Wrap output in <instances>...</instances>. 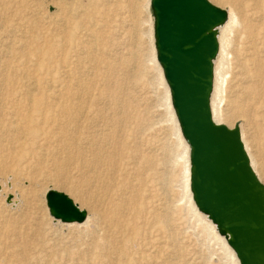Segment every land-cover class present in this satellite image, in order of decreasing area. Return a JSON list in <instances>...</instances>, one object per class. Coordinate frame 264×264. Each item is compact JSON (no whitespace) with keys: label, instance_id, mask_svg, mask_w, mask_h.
I'll return each mask as SVG.
<instances>
[{"label":"bare ground","instance_id":"1","mask_svg":"<svg viewBox=\"0 0 264 264\" xmlns=\"http://www.w3.org/2000/svg\"><path fill=\"white\" fill-rule=\"evenodd\" d=\"M127 1L132 18L131 39L134 38L136 43L140 39L139 28L148 22L146 34L150 43L151 60H155L156 50L154 55L151 46V16L149 18L146 15L147 18L143 19L140 2ZM216 1L226 5L227 17L215 28L218 50L213 59L210 96L212 120L216 124H221L226 117L222 112L225 74L223 65L233 59L238 69L241 93L234 114L249 120L259 119L262 123L264 122V0ZM112 3L114 4L113 0H71L69 4L72 9L79 8L78 10L67 17H59V12L55 14L61 21L59 23L54 21L55 27L49 28L45 37L52 38L59 32L67 45L66 48L73 52L74 61L69 60L65 54L56 56L55 41L46 43L43 38L40 42L35 36H31L29 41L22 42L19 51H14L13 44L6 41L7 45L5 44L4 49L0 51V174L13 172L18 175V170L33 167L34 176L43 173L49 178L52 174L50 170H53V175L60 179L71 165L86 173L90 178L89 182L80 187L73 186L66 189L75 204H77L76 200L80 201V209L82 205H88L93 213L92 218L86 213L83 222H69L86 227L85 234L89 236L84 250L72 248L76 253L82 252L80 255L85 256L81 257L80 264H90L91 260L104 261L103 264H121L123 258H128L127 261L131 264L137 262L141 264V260L149 263L150 260L145 255H140L138 260L131 255L128 256L126 245L137 240L141 235L150 234L154 229L169 235L167 237L171 239L168 224L170 204L163 201L159 207L155 205L153 198L157 192L149 189V180L145 175L151 160L142 155L140 148L143 141L141 136L144 132V121L135 120L134 99L126 87L127 80L134 76V70L127 67V60L122 54L116 57L118 52L113 51L118 49L114 33L120 19L115 16L119 3L115 4V8ZM222 36L227 40L223 41ZM133 46L134 58L137 57L135 53L138 52L139 46L135 44ZM13 53L19 55L20 63H13L11 59ZM157 63L159 64L158 61ZM82 64H87L86 67L91 69V79L84 77L83 80L80 70ZM158 64L155 78L157 83L162 85L164 110L168 112L172 120V130L182 145L180 155L184 156V189L188 201L197 215L203 219L207 217L208 220L206 219L205 222L207 227L222 241L235 263L240 264L235 251L228 244L227 236L220 234L217 225L198 210L194 201L192 202L190 147L181 134L171 104L170 90L164 75V79L162 78V67ZM12 70L18 71V74L25 76L26 79L16 93L20 98L18 97V104L13 111L12 107L10 108ZM52 71L59 73L60 83L49 81V85L44 86L45 76L41 77V74H50ZM97 82L101 90L90 98V87L94 83L97 85ZM74 86H78L79 90L74 91ZM44 88L48 91L52 90L48 96L50 100L39 96L44 92ZM35 91L38 93L35 94ZM85 99H92L93 103L99 105L97 109L99 118L108 121H95L94 124L79 121L78 118L85 111L82 109ZM25 102L27 108L23 110L21 104ZM32 111L41 115L40 118L35 117ZM131 118H134V121H129ZM241 140L255 173L252 155L242 137ZM257 140L258 171L264 178V129L258 132ZM17 147L19 148L16 149ZM20 162H22L21 167H19ZM43 165L46 169L42 170ZM258 179L260 181V178ZM162 193V197L165 198L166 191ZM15 199L16 197H13L11 202ZM25 215L26 213L23 212L21 215L12 216L0 209V264H34L43 258L37 256L39 254L34 250L37 247L33 248V246L39 245L42 249L47 243L43 238L45 227L36 220L30 230L35 237L41 236L42 241L34 238L33 242H30L23 236L27 233L26 229L18 225V218ZM68 252L72 251L68 250ZM68 252H60L58 257L67 260L70 255ZM45 254L43 263L57 264L53 261L55 250ZM169 261L167 260L165 264H169Z\"/></svg>","mask_w":264,"mask_h":264},{"label":"rangeland","instance_id":"2","mask_svg":"<svg viewBox=\"0 0 264 264\" xmlns=\"http://www.w3.org/2000/svg\"><path fill=\"white\" fill-rule=\"evenodd\" d=\"M209 1L224 10L227 8L222 2L216 0ZM113 2L114 8L115 4L119 3L117 6L119 9L116 10L115 16L120 19L119 26L114 33L115 40L118 43V49H116L117 51L113 49V51L118 52L116 57L122 54L124 56L123 58L127 60V67L134 70V76L127 80L126 87L134 99L133 116L135 120L144 121V132L141 136L143 141L140 148L142 155L151 160L148 169L145 170V175L149 180L148 187L157 192L155 193L156 196L153 198L155 205L159 207L160 204L162 205L163 201H167L170 204V221L168 224L170 225L169 233L171 234V239L167 237L169 235L160 232L158 229H154L150 234L141 235L137 240L131 241L129 245H126V254L128 256L131 255V257L137 260L140 255H145L151 262L148 263V261H146V263H144L145 260H141V264H165L167 260H170L169 264H236L234 258L230 256L228 250L222 244V241L207 227L205 223L207 217L203 219L197 215L193 211L191 203L188 201L184 189V156L180 155L182 145H180L176 134H174L172 130V120L168 112L164 110V100L161 96L162 85L158 84L155 78L156 65L158 63L156 58L155 60H151V52L149 50L150 43L146 34L148 22H145L143 26L139 28L140 39L135 43V39H131L132 30L130 29V24L132 18L128 10V1L113 0ZM138 2L141 4L142 10L140 13L143 19L147 18L146 15H148L149 18L151 16V46H153L155 55L153 16L150 0H138ZM69 3H71V0H0V51L4 49L3 47L5 44L7 45V43H12L14 51H19L22 48V42L29 41L31 36H35L40 42H42L43 38L46 40V43L49 41L53 43L55 41L56 56L58 57V55L62 56V54H65L69 60L74 61L73 52H70L71 50L66 48L67 45L61 38L59 32L52 38L45 37L49 28H54L56 22L59 23L61 21L59 17H67L73 11L79 9H72ZM62 9H65V11H62ZM58 12L59 17L55 15ZM54 21L56 22L53 24ZM222 40L226 41L227 38L222 36ZM134 44L139 46L137 47L139 48L138 52L135 53L137 56L134 57L135 60H133L134 58L132 57ZM112 56L114 57V54ZM11 59L13 63H20L17 53H13ZM31 63H33V61H31ZM86 65L87 64L80 65L83 80L84 77L86 79H91V69L86 67ZM132 65L135 66L133 67ZM130 66L134 69L130 68ZM223 70L225 74L222 92L224 96L222 101V112L226 117L221 121V124L231 128L235 125L239 127L243 142L246 143L248 151L252 155V165L256 171L255 173L264 184V178L260 176L258 171L259 156L257 154V134L260 130L264 129V122L260 123L259 121L261 120L259 119L249 120L234 114L238 107L241 94L238 82V69L235 61L230 59L227 64L223 65ZM42 76H45L46 82L44 86L49 85L50 82L60 83L61 77L56 71H52L50 74L42 73L41 77ZM11 77L12 104L10 108L12 107L11 110L13 111V108L18 104L20 98L16 93H18L17 91L20 89L21 83H24L26 79L25 76L18 74L16 70H12ZM47 78H50V80ZM74 88V91L79 90L78 86H74ZM100 90L101 86L99 83L97 82V85L94 83L89 90L90 98L95 96ZM37 93L38 91H35V94ZM50 93H52V90L48 91L44 88V92H41V94L39 93V96L50 100L48 97ZM91 100L87 99L82 103V109L85 111L83 110L84 112L83 114L81 113L82 115H80L78 120L85 121L88 124L91 122L94 124L95 121H108L99 118L97 112L99 105L93 103ZM21 105L23 110L27 108L26 102ZM32 114L35 117L37 116V118L41 116L37 115L36 111H32ZM13 121H15V119ZM129 121H134V118L129 119ZM18 148L19 147L16 149ZM21 163L22 162H20L19 167H21ZM41 168L42 170L46 169V166L43 165ZM32 169L26 168L18 170V175L13 172L0 174V209L5 210V213L12 216L21 215L23 212L26 213L25 216L18 218V225L26 229L27 233L23 236L30 242H33L32 239L34 238L42 241L41 236L36 235L35 237L34 233L30 230L34 226L36 220L42 223L41 225L45 227L46 231L43 238L47 243H45L42 249L39 245L33 246V248L37 247L34 250H37L36 253L39 254L37 255L38 257L42 256L44 258V255H46L45 253L55 250L56 254L53 256V261H56L57 264L79 263L81 257H85L80 254L82 253L81 251L87 247L86 242L89 238V236L85 234L86 227L83 225L61 222L53 218L46 205L45 194L47 190L55 189L71 197L66 189L73 186L80 187L84 183H87V181L89 182L90 178L86 173L74 165L69 166L60 179H58L55 174L53 175V170H50L52 174L47 178L43 173L34 176L32 174ZM162 191H166L165 198L162 197ZM13 197H16V199L14 202H11ZM76 203L78 206L81 204L78 200H76ZM82 206V209L92 218L93 213L88 205ZM72 248L81 250H78L81 253H76ZM68 250L72 252H68ZM60 252H68L70 254L69 258L67 260H65V258H59L58 254ZM43 258L41 261L34 264H45L43 263ZM127 259L128 258H123L124 262L122 261L121 264H131ZM103 263L105 262L91 260L90 264Z\"/></svg>","mask_w":264,"mask_h":264},{"label":"water","instance_id":"3","mask_svg":"<svg viewBox=\"0 0 264 264\" xmlns=\"http://www.w3.org/2000/svg\"><path fill=\"white\" fill-rule=\"evenodd\" d=\"M156 59L168 84L181 134L189 144L190 189L199 211L227 236L240 264H264V185L239 128L211 117L215 28L227 12L209 0H150ZM50 215L83 222L86 211L64 192L45 194Z\"/></svg>","mask_w":264,"mask_h":264}]
</instances>
